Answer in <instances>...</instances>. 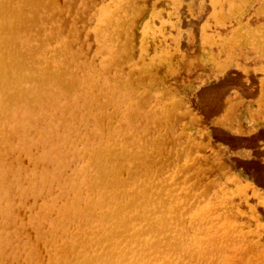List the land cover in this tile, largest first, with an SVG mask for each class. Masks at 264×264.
<instances>
[{"label":"bare ground","instance_id":"6f19581e","mask_svg":"<svg viewBox=\"0 0 264 264\" xmlns=\"http://www.w3.org/2000/svg\"><path fill=\"white\" fill-rule=\"evenodd\" d=\"M131 2L0 0V264H238L243 253L259 256L251 231L231 214L225 224L215 217L222 203L197 211L193 224L194 186L158 183L167 171L154 175L161 159L142 130L163 120L147 104V93L159 101L160 90L141 91L124 75ZM160 59L175 69L167 52ZM151 64L145 72L156 71ZM228 82L205 92L206 106L218 104ZM245 138L249 146L260 139ZM263 154L251 155L247 173L264 185ZM247 256L238 258L248 264Z\"/></svg>","mask_w":264,"mask_h":264},{"label":"rangeland","instance_id":"374dc122","mask_svg":"<svg viewBox=\"0 0 264 264\" xmlns=\"http://www.w3.org/2000/svg\"><path fill=\"white\" fill-rule=\"evenodd\" d=\"M129 9L134 12L125 19L134 25L122 31L132 48L124 75L136 88L140 82L141 91L154 85L160 90L159 101L154 91L147 93V104L148 109L154 107L152 117H158L159 108L163 120H156L153 127L144 121L152 130H142L146 144L156 147L149 148L150 152L162 160L160 173L154 169V175L167 171L157 177L158 183L171 187L177 181L181 188L194 186L197 193L188 205L194 207L191 222L197 220V211L222 203L215 217L220 216L222 222L231 214L238 225L251 231L249 240L260 239L262 249L257 254L264 255V237H260L264 236V187L247 173L251 155L264 151V134L257 136L264 130V0H133ZM89 43L94 46L93 38ZM164 52L171 56L175 69L168 70L161 61ZM154 60L156 71L145 72V66L153 68ZM225 80L230 82L216 95L217 108L214 100L207 103L213 109L208 110L205 92L219 89ZM254 101L257 106L245 110L246 104ZM255 136L260 139L250 146L239 142V137ZM239 146L251 149L237 153L234 148ZM178 176L187 178V183L181 184ZM229 206L233 207L227 211ZM211 217L206 226L215 227L217 222ZM242 255L248 253L238 255L236 263L243 264L238 258ZM259 256L247 257L254 262ZM250 261L248 264H253Z\"/></svg>","mask_w":264,"mask_h":264},{"label":"crops","instance_id":"0c3cea01","mask_svg":"<svg viewBox=\"0 0 264 264\" xmlns=\"http://www.w3.org/2000/svg\"><path fill=\"white\" fill-rule=\"evenodd\" d=\"M249 94L250 93H245V95H249ZM252 106L253 107L257 106L256 105V101H254L253 103L246 104L245 110H247L249 107H252ZM262 141H264V136H263V140ZM249 148L251 149V147H248V146H239V147H235L234 151L237 152V153H243V152L247 151ZM260 185H261V187H264L263 184H260Z\"/></svg>","mask_w":264,"mask_h":264}]
</instances>
